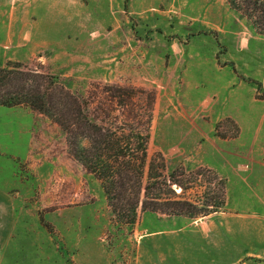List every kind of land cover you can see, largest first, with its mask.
Listing matches in <instances>:
<instances>
[{
    "label": "rangeland",
    "instance_id": "obj_1",
    "mask_svg": "<svg viewBox=\"0 0 264 264\" xmlns=\"http://www.w3.org/2000/svg\"><path fill=\"white\" fill-rule=\"evenodd\" d=\"M10 61L54 75L93 122L148 133L144 184L162 156L177 198L217 206L140 204L122 223L56 122L0 106L11 264H264V35L227 0H0Z\"/></svg>",
    "mask_w": 264,
    "mask_h": 264
},
{
    "label": "trees",
    "instance_id": "obj_2",
    "mask_svg": "<svg viewBox=\"0 0 264 264\" xmlns=\"http://www.w3.org/2000/svg\"><path fill=\"white\" fill-rule=\"evenodd\" d=\"M227 1L259 34L264 35V0ZM19 105H28L47 115L65 131L71 155L101 181L118 221L134 224L140 204L143 211L193 218L216 211L217 206L208 208L177 198L172 185L182 184L175 174L167 177L162 171L153 172L157 168L165 169L162 156H159V164L150 163L149 180L144 184L148 133H127L124 127L111 128L93 122L80 99L54 75L31 69L22 62L10 61L0 66V106Z\"/></svg>",
    "mask_w": 264,
    "mask_h": 264
},
{
    "label": "crops",
    "instance_id": "obj_3",
    "mask_svg": "<svg viewBox=\"0 0 264 264\" xmlns=\"http://www.w3.org/2000/svg\"><path fill=\"white\" fill-rule=\"evenodd\" d=\"M6 196L0 190V264H11L13 257L18 252L23 251L24 243L22 240L14 239L17 227L14 223V212L7 206L8 202L5 201Z\"/></svg>",
    "mask_w": 264,
    "mask_h": 264
}]
</instances>
